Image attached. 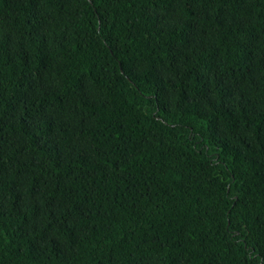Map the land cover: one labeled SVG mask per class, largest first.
Segmentation results:
<instances>
[{
	"label": "trees",
	"instance_id": "1",
	"mask_svg": "<svg viewBox=\"0 0 264 264\" xmlns=\"http://www.w3.org/2000/svg\"><path fill=\"white\" fill-rule=\"evenodd\" d=\"M0 264H264V0H0Z\"/></svg>",
	"mask_w": 264,
	"mask_h": 264
}]
</instances>
